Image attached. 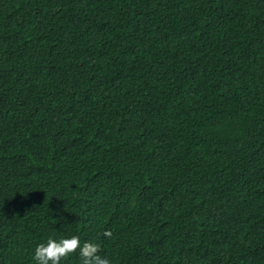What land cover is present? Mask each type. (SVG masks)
Segmentation results:
<instances>
[{"label": "trees", "instance_id": "16d2710c", "mask_svg": "<svg viewBox=\"0 0 264 264\" xmlns=\"http://www.w3.org/2000/svg\"><path fill=\"white\" fill-rule=\"evenodd\" d=\"M71 235L264 264V0H0V264Z\"/></svg>", "mask_w": 264, "mask_h": 264}, {"label": "clouds", "instance_id": "9594fccd", "mask_svg": "<svg viewBox=\"0 0 264 264\" xmlns=\"http://www.w3.org/2000/svg\"><path fill=\"white\" fill-rule=\"evenodd\" d=\"M110 236L109 231L103 233ZM77 253L81 264H111L106 256L100 255V245L94 241H81L78 235L66 237H49L38 243L34 249L32 260L34 264H61L62 260Z\"/></svg>", "mask_w": 264, "mask_h": 264}]
</instances>
